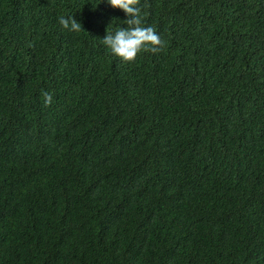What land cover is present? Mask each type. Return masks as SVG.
<instances>
[{"label": "trees", "instance_id": "16d2710c", "mask_svg": "<svg viewBox=\"0 0 264 264\" xmlns=\"http://www.w3.org/2000/svg\"><path fill=\"white\" fill-rule=\"evenodd\" d=\"M139 7L0 0V264H264V0Z\"/></svg>", "mask_w": 264, "mask_h": 264}, {"label": "clouds", "instance_id": "9594fccd", "mask_svg": "<svg viewBox=\"0 0 264 264\" xmlns=\"http://www.w3.org/2000/svg\"><path fill=\"white\" fill-rule=\"evenodd\" d=\"M111 7L122 10L127 19V27L118 28L114 33L107 32L102 39L115 56L125 62H134L142 52H159L164 47V42L153 27L142 26L140 0H107ZM59 23L63 28L79 32L82 24L73 17H60ZM46 106L52 102V95L42 92Z\"/></svg>", "mask_w": 264, "mask_h": 264}]
</instances>
